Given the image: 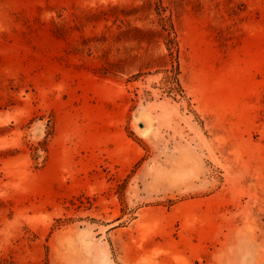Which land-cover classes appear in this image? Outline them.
<instances>
[{
    "label": "rangeland",
    "instance_id": "rangeland-1",
    "mask_svg": "<svg viewBox=\"0 0 264 264\" xmlns=\"http://www.w3.org/2000/svg\"><path fill=\"white\" fill-rule=\"evenodd\" d=\"M0 264H264V0H0Z\"/></svg>",
    "mask_w": 264,
    "mask_h": 264
},
{
    "label": "trees",
    "instance_id": "trees-1",
    "mask_svg": "<svg viewBox=\"0 0 264 264\" xmlns=\"http://www.w3.org/2000/svg\"><path fill=\"white\" fill-rule=\"evenodd\" d=\"M178 80V79H177Z\"/></svg>",
    "mask_w": 264,
    "mask_h": 264
}]
</instances>
